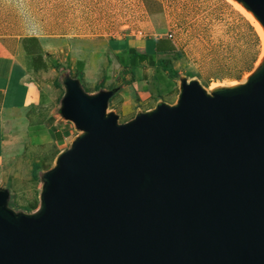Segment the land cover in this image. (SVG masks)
<instances>
[{
    "label": "water",
    "instance_id": "95a60500",
    "mask_svg": "<svg viewBox=\"0 0 264 264\" xmlns=\"http://www.w3.org/2000/svg\"><path fill=\"white\" fill-rule=\"evenodd\" d=\"M264 34V0H233ZM74 131L37 174V203L0 185V264H264V49L243 80L179 75L173 103L123 122L60 70Z\"/></svg>",
    "mask_w": 264,
    "mask_h": 264
},
{
    "label": "rangeland",
    "instance_id": "374dc122",
    "mask_svg": "<svg viewBox=\"0 0 264 264\" xmlns=\"http://www.w3.org/2000/svg\"><path fill=\"white\" fill-rule=\"evenodd\" d=\"M26 34L40 36L60 60L62 68L48 76L59 93V71L75 76L78 59L96 84L104 75L107 87L119 86L130 102L119 107L112 99L107 105L119 122L152 108L156 100L173 103L179 75L197 79L206 89L242 81L262 49L259 31L228 0H0V41ZM159 37L174 48L169 63L176 76L162 73L173 82L167 91L154 88L152 66L143 62L132 72L122 71L109 50L117 41L145 47L147 39ZM152 45L147 50L153 51ZM80 82L86 91L94 90ZM141 89L147 90L142 98L136 95ZM68 144L66 139L60 149ZM37 186V179L22 183L23 191L10 196L9 206L29 211L24 206H32Z\"/></svg>",
    "mask_w": 264,
    "mask_h": 264
},
{
    "label": "crops",
    "instance_id": "0c3cea01",
    "mask_svg": "<svg viewBox=\"0 0 264 264\" xmlns=\"http://www.w3.org/2000/svg\"><path fill=\"white\" fill-rule=\"evenodd\" d=\"M122 44L117 41L109 49L121 70L114 54L120 52ZM126 45L138 52H143L145 48ZM54 64H58V67L55 68ZM74 65L86 89L89 86L94 88L93 91L99 87H116L117 92L108 103L115 99V104L122 107L130 102V97L123 96L119 86L107 87L102 83L106 76L103 75L98 84L93 82L86 72L84 60H75ZM58 68H62L60 60L52 56L40 36L26 34L0 41V185L7 187L12 197L23 191L22 183L26 182L29 186L30 180H35L32 177V164L38 165L35 171L37 176L39 171L51 165L55 154L62 149L61 144L66 139L70 141L75 134L72 125L57 115V103L62 90L59 93L53 84L54 80H49L48 76ZM167 80L170 81L169 78ZM170 83L169 88L173 82ZM161 87L162 83H158L154 88ZM146 92L141 89L136 95L142 98ZM36 203L35 198L31 207L27 205L24 208L32 210Z\"/></svg>",
    "mask_w": 264,
    "mask_h": 264
},
{
    "label": "trees",
    "instance_id": "16d2710c",
    "mask_svg": "<svg viewBox=\"0 0 264 264\" xmlns=\"http://www.w3.org/2000/svg\"><path fill=\"white\" fill-rule=\"evenodd\" d=\"M254 37L256 40H258L256 35H254ZM149 43L153 44V51L147 50ZM122 45L123 46L120 52L114 54L115 58L118 60V63L121 65L122 70L128 69L130 72H132L143 62L147 63L148 65L153 67L154 86L158 85V83H162V87L160 88L162 89V91H167L169 89L171 83L169 80H167L166 77L163 76L162 73L164 71H167L169 72L167 74L168 76H176V71L171 67L169 63V58L170 55H172L171 52L174 50V48L168 40H166L165 38L147 39L145 46L146 49H144L143 52H138L134 47L127 46L126 43H123ZM54 67L57 68L58 64H54ZM75 76H80L79 70ZM37 168V164H32V177L34 179H37V176L35 174Z\"/></svg>",
    "mask_w": 264,
    "mask_h": 264
},
{
    "label": "bare ground",
    "instance_id": "6f19581e",
    "mask_svg": "<svg viewBox=\"0 0 264 264\" xmlns=\"http://www.w3.org/2000/svg\"><path fill=\"white\" fill-rule=\"evenodd\" d=\"M230 1L231 3L234 4V6L240 11L242 12V14H244L247 19L255 26V28L259 31L260 35H261V38H262V49H261V52L263 51L264 49V34H263V31L261 29V27L259 26V24L254 20V18L251 16V14L249 12H247L246 10H244L238 3H236L235 1L233 0H228Z\"/></svg>",
    "mask_w": 264,
    "mask_h": 264
}]
</instances>
